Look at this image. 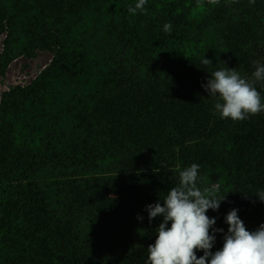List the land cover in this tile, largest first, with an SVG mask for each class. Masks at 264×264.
<instances>
[{"label":"trees","instance_id":"obj_1","mask_svg":"<svg viewBox=\"0 0 264 264\" xmlns=\"http://www.w3.org/2000/svg\"><path fill=\"white\" fill-rule=\"evenodd\" d=\"M136 2L0 0V77L55 48L30 83L0 92V264H145L162 221L145 206L193 163L201 189L226 194L206 212L215 228L232 209L249 231L264 224V112L221 118L202 87L264 64V0H147L130 14Z\"/></svg>","mask_w":264,"mask_h":264},{"label":"clouds","instance_id":"obj_2","mask_svg":"<svg viewBox=\"0 0 264 264\" xmlns=\"http://www.w3.org/2000/svg\"><path fill=\"white\" fill-rule=\"evenodd\" d=\"M218 2L208 0L210 4ZM146 3L147 0H137L128 12L133 15L138 10L143 12ZM171 30V23L163 25L164 32L170 34ZM201 63L207 66L211 61L204 58ZM261 81H264V64L256 66L251 80L243 78L234 68L216 70L202 87L208 95H218L214 107L221 118L239 121L264 112V102L255 87ZM199 169L200 166L193 163L179 171L178 182L168 190L163 205L156 202L145 206L149 222L162 217L155 230L156 239L147 247L145 264H264V224L249 231L238 217V210L232 209L225 216L227 232L215 228L216 218H209L206 212L216 211L226 194L218 195L219 185L201 189L197 183ZM256 196L264 202V191ZM142 219L137 215V220ZM215 233H224L223 245L213 252ZM197 251L203 252L199 258Z\"/></svg>","mask_w":264,"mask_h":264},{"label":"rangeland","instance_id":"obj_3","mask_svg":"<svg viewBox=\"0 0 264 264\" xmlns=\"http://www.w3.org/2000/svg\"><path fill=\"white\" fill-rule=\"evenodd\" d=\"M54 50V47L39 44L33 53L14 59L7 67L5 74L0 77V92L7 91L13 86H24L30 83L50 62Z\"/></svg>","mask_w":264,"mask_h":264}]
</instances>
